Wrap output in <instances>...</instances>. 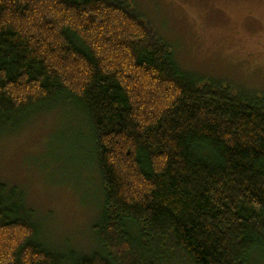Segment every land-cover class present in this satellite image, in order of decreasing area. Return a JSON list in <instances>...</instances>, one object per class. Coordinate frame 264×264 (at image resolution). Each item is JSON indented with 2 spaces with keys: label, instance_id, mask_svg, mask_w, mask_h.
Returning a JSON list of instances; mask_svg holds the SVG:
<instances>
[{
  "label": "trees",
  "instance_id": "1",
  "mask_svg": "<svg viewBox=\"0 0 264 264\" xmlns=\"http://www.w3.org/2000/svg\"><path fill=\"white\" fill-rule=\"evenodd\" d=\"M55 103L90 131L98 248L45 247L0 182V264H264V91L183 70L120 0H0V128Z\"/></svg>",
  "mask_w": 264,
  "mask_h": 264
},
{
  "label": "rangeland",
  "instance_id": "2",
  "mask_svg": "<svg viewBox=\"0 0 264 264\" xmlns=\"http://www.w3.org/2000/svg\"><path fill=\"white\" fill-rule=\"evenodd\" d=\"M120 1L147 21L183 70L264 91V0ZM34 111L0 128V182L17 188L45 247L90 253L98 248L92 226L102 189L89 128L69 105Z\"/></svg>",
  "mask_w": 264,
  "mask_h": 264
}]
</instances>
